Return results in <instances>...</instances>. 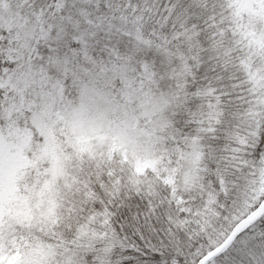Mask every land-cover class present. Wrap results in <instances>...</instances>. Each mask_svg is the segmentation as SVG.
<instances>
[{
	"label": "snow or ice",
	"instance_id": "1",
	"mask_svg": "<svg viewBox=\"0 0 264 264\" xmlns=\"http://www.w3.org/2000/svg\"><path fill=\"white\" fill-rule=\"evenodd\" d=\"M0 264H264V0H0Z\"/></svg>",
	"mask_w": 264,
	"mask_h": 264
}]
</instances>
